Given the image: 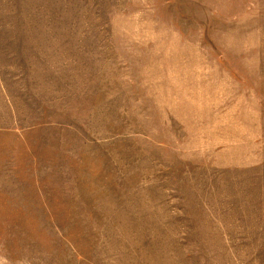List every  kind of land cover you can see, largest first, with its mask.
Here are the masks:
<instances>
[{"label": "rangeland", "instance_id": "rangeland-1", "mask_svg": "<svg viewBox=\"0 0 264 264\" xmlns=\"http://www.w3.org/2000/svg\"><path fill=\"white\" fill-rule=\"evenodd\" d=\"M0 264H264V0H0Z\"/></svg>", "mask_w": 264, "mask_h": 264}]
</instances>
